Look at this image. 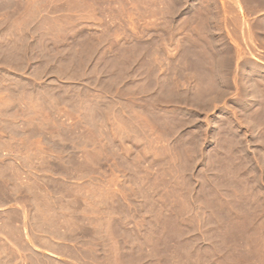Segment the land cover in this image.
I'll use <instances>...</instances> for the list:
<instances>
[{
	"label": "rangeland",
	"instance_id": "obj_1",
	"mask_svg": "<svg viewBox=\"0 0 264 264\" xmlns=\"http://www.w3.org/2000/svg\"><path fill=\"white\" fill-rule=\"evenodd\" d=\"M0 21V264H264V0Z\"/></svg>",
	"mask_w": 264,
	"mask_h": 264
},
{
	"label": "crops",
	"instance_id": "obj_2",
	"mask_svg": "<svg viewBox=\"0 0 264 264\" xmlns=\"http://www.w3.org/2000/svg\"><path fill=\"white\" fill-rule=\"evenodd\" d=\"M4 25H6V24L3 21L2 22L0 21V29L4 28ZM4 41H5V35L4 34H0V43H2ZM30 65L31 66H30V69H29V76L28 77H30L31 79H35V76L33 74V69H32L34 66H33V64H30ZM27 66H29V65L27 64L25 67H27ZM0 67L9 68L11 71L18 73L16 65H11L10 66L7 63L1 62L0 63ZM11 112L12 111H10L8 109H5V108L0 106V115L9 114ZM6 142H7V140L0 138V157L4 156L3 153H4V148L6 146ZM15 161H18V159H15Z\"/></svg>",
	"mask_w": 264,
	"mask_h": 264
}]
</instances>
